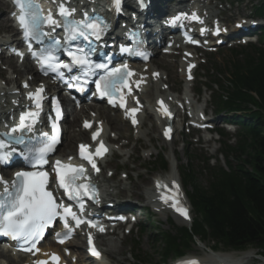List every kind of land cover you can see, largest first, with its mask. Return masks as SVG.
I'll return each mask as SVG.
<instances>
[{
  "label": "trees",
  "instance_id": "obj_1",
  "mask_svg": "<svg viewBox=\"0 0 264 264\" xmlns=\"http://www.w3.org/2000/svg\"><path fill=\"white\" fill-rule=\"evenodd\" d=\"M254 53L232 66L225 100L217 104L250 112L245 116L244 133L235 148L224 145L226 169H209L206 187L198 185L193 170H179L184 187L190 188L187 197L194 218L189 229L162 236V261L188 253L196 238L211 243L213 250L255 249L264 258V52L257 49ZM160 167L165 170L164 162Z\"/></svg>",
  "mask_w": 264,
  "mask_h": 264
},
{
  "label": "snow or ice",
  "instance_id": "obj_2",
  "mask_svg": "<svg viewBox=\"0 0 264 264\" xmlns=\"http://www.w3.org/2000/svg\"><path fill=\"white\" fill-rule=\"evenodd\" d=\"M17 4L20 8V15L17 19L20 27L24 31L25 38H38V27L41 23L56 25L57 22L53 19L51 13H49L47 17H40L38 6L34 5L32 0H17ZM114 4L116 5V10L119 11L120 0H114ZM59 15L67 19V17L71 15V12L61 5ZM103 30L104 26L102 20L86 18L85 21L75 23L74 26L70 28L72 35L69 38L75 39L77 36H82L87 39L90 34L95 36L96 39H99ZM45 59L51 61L52 57H45ZM73 63L83 65L89 62L86 59L74 55ZM48 67L52 71H57V67L53 66L51 63L48 64ZM59 67L67 68L69 66L59 65ZM96 67L102 68L104 65H96ZM126 67L127 66L110 70L106 77L102 78L100 82H97V90L100 91L101 95H109L112 97L118 86H128L124 83ZM42 91L43 89H38L36 93H29V99L35 100L37 109L40 108ZM122 99L121 97V100ZM110 102H112V100H110ZM121 106L123 107V103H121ZM165 114H168L166 110ZM37 115L38 112L22 113L19 124L5 135L12 136V133L18 131H31L32 123H28V121L31 120L34 123ZM133 122L135 123V120ZM85 126L87 127L88 125L86 124ZM167 134L166 132L165 135ZM42 135L47 136L46 133ZM13 138L17 143H24L22 139ZM93 138L95 139V134ZM57 142V129L56 126L53 125V135L49 143H46L40 148L28 149L29 152L34 151L38 153V156L34 158V162L32 163L33 168L40 167L47 163L44 157L47 153L53 151ZM5 146V143L0 141V149H3ZM86 147L85 145L81 146V157L87 159L89 163L92 164V167L95 168L96 165L91 156L85 155ZM96 154H103L100 148L97 149ZM9 155V153H0V164L5 163ZM56 172L58 184L64 189L70 200L79 199L82 194H87V191L82 193L81 189H89L88 185L74 184V181L83 175V168H73L57 161ZM15 175L16 179L12 183V190L10 191L6 186L3 193H0V235L17 240L22 239L25 245H31L30 248H26L25 250L31 251L43 237L45 228L48 227L57 216H59L61 220H64L66 229L68 228L66 217H71L75 220L77 226L83 223V221L78 219L76 214L71 211L70 207L58 204L53 198L52 193L46 190V185L48 183V174L46 172H17ZM157 187L160 188L163 187V185L158 184ZM162 199L165 200V203L168 202V199L163 195ZM173 207L187 218V211L185 209L179 207L177 203H174ZM59 235L60 234H57L58 238ZM65 236H67V233ZM59 242L63 243V240L61 239ZM89 243H91V240ZM90 251L93 255H98L94 248L90 249ZM52 259L58 260L55 256H53ZM38 264H45V262H38ZM186 264H197V262L187 261Z\"/></svg>",
  "mask_w": 264,
  "mask_h": 264
},
{
  "label": "rangeland",
  "instance_id": "obj_3",
  "mask_svg": "<svg viewBox=\"0 0 264 264\" xmlns=\"http://www.w3.org/2000/svg\"><path fill=\"white\" fill-rule=\"evenodd\" d=\"M256 1V0H255ZM254 1V2H255ZM244 10V5L240 6L238 8H235V11H231V14L233 17L237 15V13H240V11ZM246 14V13H244ZM4 16V15H3ZM231 53L228 52L227 49H224L217 53L215 57L210 61V64L208 63L207 69L213 71V75L215 73H218L220 70L222 72L227 71L229 68L230 62L232 61ZM222 68H225L222 70ZM0 65V70H1ZM220 69V70H215ZM3 71V70H2ZM5 72V71H4ZM228 72V71H227ZM7 73V72H5ZM225 74V72L223 73ZM201 76V74H200ZM224 76V75H223ZM8 78L10 81H13L15 78V75L9 74ZM2 84V83H1ZM205 97L200 98L201 102L203 101ZM148 100V99H147ZM111 117H116L114 113H108ZM178 131H180L179 125H177L176 128ZM151 130V131H150ZM111 132L114 133V135H118L116 131H113L111 129ZM124 135L121 138V142L113 144V155L112 158L107 159L105 163V172L102 175V180H106L105 184H107V188L105 189V193L109 191V188L113 183L117 184L118 187L115 188V192H118V190H123V197H128L132 200L134 204L137 205V207H143L145 206L144 199L136 198L132 194L134 192H138L145 195L146 191L151 187V179L163 176L165 173L162 172H153L152 169H149V171H142L140 170V164H135L137 159H141V162L147 163L148 161L151 162V158H149V151L143 152L141 154H137L139 152L140 148H145L146 150H151V152L154 150L161 151L163 158L167 161L168 169H170V161L174 160L175 165L178 166H186V158L183 156V151L181 150V142H187L189 145V149L199 155V154H214V152L218 149V145L215 143L214 147H210L207 151L203 150V148L206 149L205 144L203 143L205 140V137L203 136L202 142H199V145H196L194 143H197L196 138L189 139L188 137H185L184 131H181L179 134L175 133L174 138L172 142L169 144L164 143L160 139V134L153 126L151 118L149 116H146V120L143 121L142 128L139 130L138 133H132L131 130L126 128L125 126V132H122ZM201 143V144H200ZM119 145H121L124 149H118ZM179 145V147H178ZM211 144L209 143V146ZM202 148V151H201ZM150 152V153H151ZM140 153V152H139ZM156 154V151L154 152ZM172 159H171V158ZM149 159V160H148ZM133 161V162H132ZM220 164L223 167L224 162L222 159H220ZM230 162L234 164V160L230 159ZM194 169L199 171V166L194 163L193 164ZM106 170H110V172H113V175L110 178H107ZM201 172V171H200ZM126 174V179L122 180L120 178L121 174ZM197 177V183L201 187H206V182L203 179V175H197L198 172H195ZM202 174V173H200ZM178 176V175H177ZM178 179L180 181V178L178 176ZM114 187V186H113ZM187 191H190V188L185 189ZM113 192V194L115 193ZM121 196V195H120ZM152 219H149L148 221L145 220V223L142 224L144 226H147L146 228H149V230H146L143 232V234L137 235L132 234L129 238H126L121 246H117L116 254L113 255L112 261L116 262L117 264H171L173 260L168 261H162L160 250L163 247V242L160 240L159 243L154 244V235L155 233L151 231H159V232H171L174 234L176 228H181L184 225L179 223L177 220L174 219V217H167L165 218L163 215H154ZM152 221V223H151ZM153 226H156L157 229H153ZM175 228V229H174ZM139 244L136 252L130 251V248L132 246H135ZM212 246L211 243H198L193 245L191 248L190 253H188V256H197L200 258H203L205 256H210L209 248ZM217 251L221 252H230L227 250H223L220 248ZM248 251H251V254L247 256L248 262L245 261L246 264H264L263 258H261L258 254V252L255 249H248ZM135 255H138L137 259L134 258ZM244 257V256H243ZM246 259V258H245Z\"/></svg>",
  "mask_w": 264,
  "mask_h": 264
},
{
  "label": "bare ground",
  "instance_id": "obj_4",
  "mask_svg": "<svg viewBox=\"0 0 264 264\" xmlns=\"http://www.w3.org/2000/svg\"><path fill=\"white\" fill-rule=\"evenodd\" d=\"M1 5V4H0ZM0 7H2V6H0ZM9 22V20L7 19V18H3L1 21H0V26H1V28H4V29H6L7 28V24H9L8 23ZM13 32V30H8V32ZM9 61V60H8ZM8 65H9V67L11 68V69H15V65L13 64V63H11V61L10 62H8L7 63ZM25 72L27 73V74H29V73H31L32 71H33V69L31 68V67H29V66H25ZM183 77V76H182ZM153 92H155L156 94H160L159 92H158V90H157V87L156 86H152L151 88H150ZM148 92V91H147ZM146 92V93H147ZM146 93H145V95H146ZM95 111H98L99 112V115L101 116V117H103L106 121H107V124L105 125V127H106V129L108 128V126L109 127H113V129L114 130H116L119 134H121L125 129H124V123L120 120V118L118 117V122H117V119L115 118V117H108L106 114H104V113H101V110L100 109H98V108H95ZM71 116H73V114H71ZM140 117H142V115L140 116ZM139 117V118H140ZM143 119V118H142ZM142 119H141V121H142ZM67 128H66V134H65V146H64V149L65 150H67V149H69L70 148V146L71 145H73V141H74V138H75V136H74V132H75V130L73 129L74 128V123H75V118L73 117L71 120L69 119V117L67 118ZM80 133V132H79ZM81 135H82V133H80ZM84 135V134H83ZM63 149V150H64ZM63 152V151H62ZM171 158V157H170ZM172 159V158H171ZM171 163H172V166H171V168H170V170L166 173V174H164L163 176H160V177H156L157 179L154 181V183H152V185H151V187L147 190L148 192H146L145 193V201H146V203L147 204H150V205H152L153 207H154V209H155V211L156 212H159V213H161L163 216H168V214L169 213H171V210L169 209V206L167 205V204H165V203H161V202H159V200H158V195L156 194V190H157V186H158V184H160V183H162V184H166V185H168L169 187L170 186H175L176 188H179V182H178V179H177V176H176V172H175V167H174V162L173 161H171ZM104 183V182H103ZM180 189V188H179ZM178 189V190H179ZM134 196L135 197H143L142 196V194H140V193H134ZM174 218L176 219V220H178L179 221V223H180V219H179V217H177V216H174ZM74 246L76 247L77 245L76 244H74ZM78 248V247H77ZM114 250H115V248H114ZM113 252L114 251H112L111 252V250L109 249L108 250V252H104V257H109V258H112V256H113ZM75 254L79 257V259H83V255H81V253H80V251H78V250H75ZM249 254H251V251H246V253H244L243 255H244V257L246 258H244L243 260L245 261V260H247L246 262H248V259H247V256L249 255ZM0 258H4V257H1L0 256ZM243 260H241L242 261V263H244V261ZM6 262H8V263H10L11 262V260L10 259H8V261H6ZM13 264H14V262H12ZM19 264V263H18ZM233 264H236V261L235 262H233Z\"/></svg>",
  "mask_w": 264,
  "mask_h": 264
}]
</instances>
